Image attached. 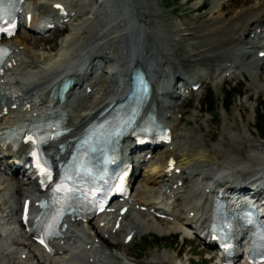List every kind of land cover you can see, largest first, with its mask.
Returning <instances> with one entry per match:
<instances>
[{"label":"bare ground","instance_id":"bare-ground-1","mask_svg":"<svg viewBox=\"0 0 264 264\" xmlns=\"http://www.w3.org/2000/svg\"><path fill=\"white\" fill-rule=\"evenodd\" d=\"M229 1L210 0L208 15H205V21L211 23L209 26H194L191 21L181 23L177 20L171 28L164 29L146 24L142 19L148 16L146 9L149 0H28L32 21L24 23V30L7 41L13 51L3 66V73H0L2 95L7 99L8 108V113L0 118V131L35 115L41 118L62 110L67 126L72 128L69 135H72L84 123L92 120L101 108L120 99L124 89L130 86V71L140 67L153 83L150 104H155L159 119L172 133V129L181 124L182 118L174 111L178 99L171 86L172 80L180 82L184 90L192 84L201 86L207 80V74L199 70L191 72L194 76L192 81L181 73L178 65H182V58L175 55L180 46L183 47L184 58L192 62H199L204 57L218 58L216 63L221 65L217 69L220 83L241 73L248 79V89L260 92L264 63V0H234L242 5L241 8L235 10L232 7L234 10H227L224 15L222 10L229 5ZM201 2L195 0L192 8L198 10ZM57 5L63 9L60 10ZM88 14L91 16L88 17ZM78 16L84 17L74 21ZM44 17L53 23L64 24L63 30L68 24L73 25L56 52L36 51L35 47L34 50L33 43L39 39L26 31H43L44 25L49 22L42 20ZM85 33L92 36H84ZM102 50H109V53L103 54ZM108 63L112 68L100 75L98 68ZM65 76L72 77L74 83L66 101L59 104L49 96V90ZM220 83L216 82V85ZM228 124L223 118L222 136L217 143L209 146L197 136L193 143L190 141V134L195 131L182 135L181 145L171 146L174 141L172 134L165 154L144 166L146 174L143 183L132 192L129 200L119 204L116 209L110 208L88 219L85 226L72 228L69 224L63 236L52 245L54 253L35 245L31 237L29 242L13 239L10 243H4V247L0 248V264L8 256L10 264H111L106 261L114 260V257L106 254L102 243L108 245L109 240L120 236L123 243L127 235L142 229H155L159 234L179 231L184 237L196 238L199 228L206 226L210 220L211 202L217 191L224 195L228 190L251 183L255 188L264 185V148L259 150L253 142L249 143L248 129L237 133L236 124ZM225 137L230 140L228 146ZM247 143L248 155L243 156L240 147L247 146ZM191 144L196 146L194 150ZM27 148L20 144L16 150L0 151L3 156L8 153V159L0 162V166L11 171L13 176L17 170L15 165L25 159ZM47 150L53 157L60 155L54 147ZM142 161L137 156L136 164ZM183 174L190 180L185 195L174 186ZM162 184H165L164 189L161 188ZM12 188L8 179L1 180L0 197ZM15 193L20 211L23 200L32 193L24 189L22 183H17ZM178 200L180 203H177ZM0 202L1 206L6 207V200ZM123 206L134 209L135 215L127 224L124 220L128 215L121 218L119 213ZM141 207L151 212L150 223L141 217ZM12 209L0 214L5 231L10 229L8 219L18 210L11 213ZM158 210L168 217L167 227H161L157 222L154 213ZM116 223H119L117 227ZM31 225L28 231L24 230V225L19 226L32 236ZM239 234L237 231V236ZM247 243L244 241L240 249L247 250ZM30 246H34L35 250ZM155 263L152 261V264ZM176 264L183 263L179 261Z\"/></svg>","mask_w":264,"mask_h":264},{"label":"rangeland","instance_id":"rangeland-1","mask_svg":"<svg viewBox=\"0 0 264 264\" xmlns=\"http://www.w3.org/2000/svg\"><path fill=\"white\" fill-rule=\"evenodd\" d=\"M88 1L92 2V0ZM184 1L185 0H149V5L147 4L148 8L146 9L149 17H143L142 19L145 20L146 24L156 25L157 27H162L164 29L171 28L173 22H176L177 20L181 23L183 21H191L190 23L194 26L204 24V27H206L207 25H211V23L205 21V15H208L207 12L211 6L210 0H202L201 3L203 7H199L198 10L196 8H192L195 0H188L185 3ZM228 3L229 5L224 6V9L222 10L223 13L227 12V10L232 12L234 9L237 10L242 6L241 4H238V2H234V0H230ZM231 12L229 14H231ZM94 15L96 16V14ZM89 16H91V14H88V17ZM83 17L84 16H78L74 19V21ZM63 25L64 24L58 23V26L55 29L44 34H34L27 30L32 37L34 36L39 39L38 41L35 40L33 43V49L35 47L36 51L56 52V49L60 47L61 40L65 34L70 31L72 24H68L64 30ZM21 32L22 29L20 28L17 34ZM129 34H131V32ZM86 35H88V33H85L84 36ZM88 36L92 35L90 34ZM83 40L85 41V37ZM101 52L107 55L109 50H102ZM175 55L182 58V65H178V68L184 76L192 78L193 75L191 72L193 70H199L200 72H207V80L206 83L202 84L198 90L191 91L185 94L186 96L177 97V108L174 109V111L182 118L181 124L172 129L174 141L171 143V146H174V144L181 145V136L186 133L188 134L191 131H195L193 134L192 132L190 134L192 135L190 140L192 143L195 141L194 137L196 136L199 139H203L207 146L217 143L224 130L223 118H225L226 122L230 125L236 124L237 128L235 129V132L237 133L247 131L248 129L250 132L248 136L253 140L252 141L248 137L249 143L250 141L253 142L258 149L264 148V63L262 64L261 69L263 70V76L260 77L262 80L260 79L261 81L259 83L262 90L260 92H256L254 91L255 89H248V79H246V77L241 73L236 74V76L232 78L228 77L220 83V78L217 76V69L221 66L220 63H216V59L218 58L204 57L199 62H192L190 59L184 58L185 56L182 46H180L179 51H177ZM111 68V63H108L107 65L104 64L103 67L98 68V71L101 75H103L104 71H108ZM216 82L220 84L217 86ZM179 85L180 83L176 80L171 83L173 90L176 91L182 89ZM93 94L89 96V101L92 99ZM209 99L211 100L212 105L207 107L206 103H208ZM226 102H229V105H226ZM257 123L261 124V130L257 129ZM225 140L227 144L226 146H228L230 140H228V137H225ZM249 143H247V146L241 145L240 147V151L243 156L248 155ZM168 147L169 146L166 145L161 148H156L151 157L147 159L146 165L147 162L154 161L164 155ZM195 148L196 146L193 145L192 150ZM144 169L145 168H143L136 175L133 191L136 190L139 185H142L144 175L146 174L143 171ZM5 178L9 179L12 184H14V181L16 180L15 178L10 180L9 174L0 169V181ZM180 179L181 183L177 181L178 183L175 185L177 186L179 193L185 195L187 194L190 180L186 179L184 174ZM164 186L165 184H162L161 188L164 189ZM7 190V192L12 191V189ZM8 198L10 199L12 206H16L18 204V195L15 193L14 189ZM6 199V195L0 197V201ZM177 203H180V201L178 200ZM11 208L12 207L9 209ZM5 209H7V206H1L0 214L5 213ZM133 211L134 209L132 208L128 210V216L124 220L125 224L129 223V219L135 215ZM142 212L141 217L145 218V220L150 223V217L152 215L147 213L145 210H142ZM15 219V215L11 216L8 221L10 223L8 224V228L10 229L0 232V248L4 247V243H10L13 239L29 242V238L20 230L16 221H14ZM157 219V222L161 225V227H167L169 223L168 218L158 217ZM0 226L4 227V224H0ZM74 226L79 227L80 224H74ZM120 238L122 237L120 236L118 239L109 240L110 242H108V245L102 243V249L106 252V254L109 256L113 255L114 257V260H112V258L110 260L107 259V263L111 262V264H119L120 262H128L130 264H152V261H154L156 262L155 264H176L179 261H182L183 264H212L214 262V260H209L208 258L209 255L212 256L213 252H211V250L203 247L198 239L184 237L179 231L162 232L159 234V232L155 229L150 231L142 229L133 233L129 242L123 241L122 243ZM155 240L161 241L157 244ZM30 249H33L32 246H30ZM115 254H118L119 256L116 257ZM123 254H127V256ZM10 263L11 259L8 256V259H6L3 264Z\"/></svg>","mask_w":264,"mask_h":264},{"label":"trees","instance_id":"trees-1","mask_svg":"<svg viewBox=\"0 0 264 264\" xmlns=\"http://www.w3.org/2000/svg\"><path fill=\"white\" fill-rule=\"evenodd\" d=\"M211 105H212V104H211ZM257 116H258V115H257ZM257 116H256V117H257ZM256 119H257V118H256ZM258 119H259V117H258ZM259 120H260V119H259ZM256 125H257V129H258V130H261V129H262L261 126H260V125H261L260 123H259V124L257 123ZM155 241H156L157 244H159L161 240H155Z\"/></svg>","mask_w":264,"mask_h":264},{"label":"snow or ice","instance_id":"snow-or-ice-1","mask_svg":"<svg viewBox=\"0 0 264 264\" xmlns=\"http://www.w3.org/2000/svg\"><path fill=\"white\" fill-rule=\"evenodd\" d=\"M57 7H60L59 5H57Z\"/></svg>","mask_w":264,"mask_h":264}]
</instances>
